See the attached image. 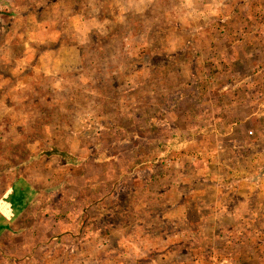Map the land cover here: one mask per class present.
Masks as SVG:
<instances>
[{
  "label": "rangeland",
  "instance_id": "374dc122",
  "mask_svg": "<svg viewBox=\"0 0 264 264\" xmlns=\"http://www.w3.org/2000/svg\"><path fill=\"white\" fill-rule=\"evenodd\" d=\"M224 9L231 44L178 42ZM253 27L264 0H0V170L42 192L0 264H264Z\"/></svg>",
  "mask_w": 264,
  "mask_h": 264
},
{
  "label": "crops",
  "instance_id": "0c3cea01",
  "mask_svg": "<svg viewBox=\"0 0 264 264\" xmlns=\"http://www.w3.org/2000/svg\"><path fill=\"white\" fill-rule=\"evenodd\" d=\"M204 9L205 10L203 11H207V8ZM225 10L226 9L221 11L219 17H217L218 15L216 13L213 14V12L210 10L207 15L208 17H212L211 19H209L210 21L199 25L195 24L196 27L194 29L197 32L196 36L192 39H181L180 41L178 40V42L182 43L183 45H187L188 43H190L195 47L206 45L209 48L214 49L215 47H222L231 44V38L228 36L227 32L222 34L223 30L227 31V28H225V26L223 25L224 23L220 21L224 17L223 13L227 12ZM261 13L262 12L260 10V14ZM187 14L189 13H184V16H187ZM223 22H225L224 19ZM253 30L263 31L264 27H253ZM200 61L209 62L210 59H207L205 57L200 59ZM248 119L250 118H247L244 122H238L234 126L239 127L243 123L247 122ZM234 126L229 131L231 133L230 136L232 140L226 141L228 142V146L230 147V149L236 148L239 142V140L235 138V136H238L236 133L239 132L237 131V127ZM248 144L246 143L242 145V149H244V151H249V148L252 146ZM259 154H261V152ZM259 154H253L251 157L254 158V156L257 155L260 156ZM261 156L263 157V154H261ZM41 193L42 192H40V188L34 182V180H32L29 175L26 176L22 174L19 168L15 167L0 170V251H4V249L11 247L21 235L26 233L30 228H33V224L35 221H38V215L36 214L37 216L34 217V220L33 217H31L30 213H32V211L37 208V203L40 199ZM223 205H225V203H223ZM224 214L228 218H231L235 221H237L236 217L239 215L234 213L233 210L228 209ZM215 216L216 213L214 214V217ZM249 216L257 218L260 216V213H247L245 215V219H248ZM241 220L242 217L238 216V221L240 222Z\"/></svg>",
  "mask_w": 264,
  "mask_h": 264
}]
</instances>
